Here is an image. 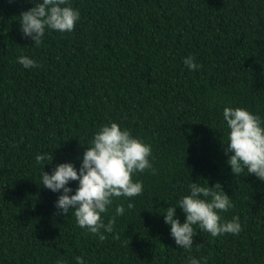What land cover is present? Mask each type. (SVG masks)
<instances>
[{
  "label": "trees",
  "instance_id": "trees-1",
  "mask_svg": "<svg viewBox=\"0 0 264 264\" xmlns=\"http://www.w3.org/2000/svg\"><path fill=\"white\" fill-rule=\"evenodd\" d=\"M68 2L80 12L73 31L46 30L36 45L18 31L30 0H0V264H74L75 256L86 264H184L189 252L159 213L197 180L220 183L234 205L222 218L239 217L241 231L211 237L197 229L191 255L204 264H264V184L231 173L222 124L224 106L264 118V0ZM20 55L39 67L23 68ZM188 55L199 69L183 64ZM108 121L151 146L155 172L134 177L142 193L128 198L131 209L125 198L115 201L125 213L100 241L71 213L57 214L58 193L40 185V173L65 161L78 168ZM37 153L52 162L37 164Z\"/></svg>",
  "mask_w": 264,
  "mask_h": 264
},
{
  "label": "clouds",
  "instance_id": "clouds-1",
  "mask_svg": "<svg viewBox=\"0 0 264 264\" xmlns=\"http://www.w3.org/2000/svg\"><path fill=\"white\" fill-rule=\"evenodd\" d=\"M33 6L19 13L18 31L22 38H29L39 45L46 30L71 33L80 19L79 9L73 8L68 0H30ZM17 63L25 69L39 67L34 59L26 55L17 57ZM183 64L191 71L200 65L192 55L183 58ZM222 124L225 129L223 151L231 173L246 171L264 184V118L245 107L224 106ZM151 146L140 137L115 121L101 123L86 144L77 168L72 162L56 163L50 172L40 173V185L58 193L54 201L57 214L75 217L78 227L100 241L106 233H114L116 217L125 213L119 198L127 200L131 209V197L139 196L143 184L134 179L138 173L155 169L150 161ZM52 155L37 153L35 161L52 162ZM46 163H44L45 165ZM43 165V169H44ZM246 175V176H247ZM75 181L76 186H70ZM115 202V204H114ZM112 215H105L113 208ZM230 197L221 190L219 182L212 186L202 181L191 182L186 194H182L174 205L164 208L163 222L169 226V235L178 248L189 252L184 264H204L205 257L191 255L199 251L193 246V238L199 231L216 237L224 233L238 234L241 231L239 217L223 219L221 213L233 208ZM183 214V221L176 209ZM115 238V236H114ZM55 264H67L58 258ZM74 264H86L82 256L74 257Z\"/></svg>",
  "mask_w": 264,
  "mask_h": 264
}]
</instances>
